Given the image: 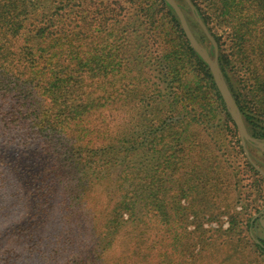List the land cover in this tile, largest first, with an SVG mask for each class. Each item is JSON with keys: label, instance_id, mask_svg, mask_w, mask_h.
I'll return each mask as SVG.
<instances>
[{"label": "trees", "instance_id": "1", "mask_svg": "<svg viewBox=\"0 0 264 264\" xmlns=\"http://www.w3.org/2000/svg\"><path fill=\"white\" fill-rule=\"evenodd\" d=\"M93 1L90 9L83 0H0V214L6 198L26 208L0 233L16 232L25 248L0 253V264H251L230 231L195 236L181 215L193 169L216 161L198 136L221 132L222 114L236 130L209 66L164 0L162 21L156 1L127 0L144 32ZM191 1L248 132L264 139V0ZM138 62L148 67L129 77ZM114 111L127 117L121 128L105 115ZM251 218L245 226L259 222ZM128 224L126 250L114 256Z\"/></svg>", "mask_w": 264, "mask_h": 264}, {"label": "rangeland", "instance_id": "2", "mask_svg": "<svg viewBox=\"0 0 264 264\" xmlns=\"http://www.w3.org/2000/svg\"><path fill=\"white\" fill-rule=\"evenodd\" d=\"M102 1L112 8L115 13L120 14L121 18L127 19L129 17H134V24H140V31L144 32L146 26L145 21L142 23L140 17L137 19L138 7L134 4L129 3L127 0ZM147 1H156V5L159 8L157 9L156 16L162 21V17L166 12V9L161 7L163 0ZM164 1L173 9L167 0ZM172 1L181 9L197 43L210 55V57H213V46L209 42V39H201L199 30L200 25L198 24V27L194 22L195 19L192 18L193 12L191 7L185 0ZM94 4L95 2L93 0H83V5H85L86 8L92 9ZM174 13L177 16L175 10ZM217 33L221 34L223 31L218 30ZM188 43L192 48L189 40ZM160 46L161 40L153 39V45L151 48L160 52ZM154 62H157V60L153 59V63ZM144 67L146 68L148 65H144L143 62H138L137 64L130 66L129 77H137L141 75L144 71H141L140 69ZM149 72L151 73V71ZM150 75L153 77V74ZM105 115L109 121L113 122L114 120L115 125L119 128L123 126V123L127 118L121 111H114L112 113H106ZM220 128L221 132H215L209 127L210 130L204 131L205 133H200V136L197 138L201 145L207 146L213 151V153H215L214 157H216V161L202 162L201 166L193 169V173L198 176L197 181L194 179L191 180L194 184L193 191L190 190L193 186L183 187L185 194H181L179 201L184 208L181 215L182 217H185L186 220L184 222L185 232H191L196 236L202 231V229L214 230V232L217 231V234L224 230L227 232L230 231L229 236L232 237L233 240L240 239V242L243 243L242 250H240L244 255L240 254L241 259L247 258L246 261H250L251 264H264V261H262V258L260 257L261 255L256 251L253 243L259 242L258 238L264 240V227L260 221L262 213L264 212V181H261L260 178H258V175H253V172L249 168L251 165L264 178V150L248 141H246L243 146L238 130H234L232 122L226 118L224 114L221 115ZM245 149L247 150L249 157L246 155L244 151ZM182 164L184 166L186 163L183 161ZM203 177H205L206 180H204ZM165 195L168 197V200H170V193L166 192ZM12 200V198H6L4 200L3 205L8 207L2 211V214H0V233L12 226L20 224L25 217L26 208H22L25 201L22 200L23 203H20L19 200H17L13 204ZM109 201V206L112 207L114 199ZM235 211H241L242 213L241 221L239 223L240 227H235L231 230V215L235 214ZM251 216V221L257 218L259 222H255L252 227H247L245 226L247 219ZM123 217L126 218V215ZM94 221L90 226L89 224L87 225L89 233L95 229L94 227L96 224ZM131 228L132 226L130 224L121 227L120 233L118 232L117 234V243L113 247V251H115L114 256L118 255V251L126 250L129 240L125 237L126 233L130 231ZM22 239L23 238L16 234V232L0 236V253L7 255L14 254V252L16 254L22 251L25 248V243ZM251 246L255 249H252ZM198 247L199 246H197V248ZM239 251L235 252V254H238ZM216 262L217 260H213L210 261L209 264H215ZM234 262L235 260H233L232 264ZM230 263L231 262H229V264Z\"/></svg>", "mask_w": 264, "mask_h": 264}, {"label": "water", "instance_id": "3", "mask_svg": "<svg viewBox=\"0 0 264 264\" xmlns=\"http://www.w3.org/2000/svg\"><path fill=\"white\" fill-rule=\"evenodd\" d=\"M171 6L173 7V9L175 10L181 27L187 37V39L189 40L192 48L198 53V55L203 59V61L209 66V69L211 71L214 83L219 91V93L222 96V99L224 101V104L227 108V111L229 112L232 120L235 123L236 129L238 130V133L240 135L241 138V142L242 145L244 146L245 142L248 141L249 143L261 148L264 150V140H260L259 138H256L254 136H252L244 123L243 117L241 115V112L238 108V105L235 101V99L233 98L224 78H223V74L222 71L219 67L218 64V52H217V44L216 41L214 39V37L211 35V33L209 32L207 26L205 25V23L203 22V20L199 17L197 11L195 10V7L193 6L192 2L190 0H185L188 5L191 7V10L193 12V16L196 19V21L198 22V24L200 25L201 29L203 30L204 34L206 35V37L209 39V41L211 42L213 49H214V54L213 57H210V55L197 43V41L195 40L193 34L191 33L189 26L184 18V15L181 11V9L172 1V0H167ZM246 155L248 156L247 150H244ZM249 157V156H248ZM264 174V173H263ZM260 221L264 227V212L262 213V216L260 218Z\"/></svg>", "mask_w": 264, "mask_h": 264}]
</instances>
